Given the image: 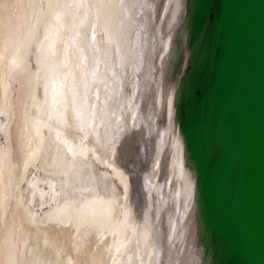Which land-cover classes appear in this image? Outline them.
<instances>
[{"label":"bare ground","instance_id":"1","mask_svg":"<svg viewBox=\"0 0 264 264\" xmlns=\"http://www.w3.org/2000/svg\"><path fill=\"white\" fill-rule=\"evenodd\" d=\"M187 4L0 0V264H203L174 104ZM112 134L118 195L94 170Z\"/></svg>","mask_w":264,"mask_h":264},{"label":"water","instance_id":"2","mask_svg":"<svg viewBox=\"0 0 264 264\" xmlns=\"http://www.w3.org/2000/svg\"><path fill=\"white\" fill-rule=\"evenodd\" d=\"M186 15L175 119L203 264H264V0H189Z\"/></svg>","mask_w":264,"mask_h":264},{"label":"rangeland","instance_id":"3","mask_svg":"<svg viewBox=\"0 0 264 264\" xmlns=\"http://www.w3.org/2000/svg\"><path fill=\"white\" fill-rule=\"evenodd\" d=\"M124 112H125V110H124ZM124 112H121V115L122 114H124ZM122 119H123V117H121L120 118V122L122 121ZM118 129V125H117V128H116V130ZM93 130H94V128H93ZM98 131V130H97ZM96 132V131H95ZM96 133H98L99 134V132H96ZM90 138H88L87 139V145L88 146H86V147H88L89 148V150L87 151V155H85V159L87 158L86 156H92L95 152H97V153H99V150H97V149H92L91 148V146H92V144L93 143H91L90 141L91 140H89ZM112 140V141H111ZM81 146L83 145V144H80ZM107 146H108V149H107V152H106V156H104L103 157V163H99V162H97V161H95V163H96V165H95V171L97 172V173H102L103 171L104 172H106L107 174H106V177H107V179H110L111 178V180H113L114 181V188H115V193H116V195H118V194H120V190H121V184H120V182L118 181V179L116 178V176L113 174L114 172V169L115 168H117V169H120V170H122L123 172H124V174L126 175V177L128 176V177H130L129 176V174L124 170V167L123 166H120L119 165V163L117 162V160H116V154L118 155V151L116 150V148H117V142H116V137L114 136V134H112V136H111V138H110V140H108V142H107ZM119 156V155H118ZM120 158V157H119ZM36 165H37V167H38V169H35L34 170V168H30L29 169V171L30 172H34V174H37V173H39V171L40 170H42V169H40L41 167H42V165L40 164V162L38 161V162H36ZM41 172V171H40ZM23 187H24V184L23 183H21V188H22V190H23ZM130 188H129V192L127 193V199L125 200V202L123 201V200H121V202L122 203H124L125 204V209H129V210H132L133 211V213L135 214V216H136V211H135V200H136V198H135V196H137V194L135 193V196L132 194L131 195V197H130ZM118 192V193H117ZM137 201H138V199H137ZM32 208L35 210V211H37V212H39V210H38V207L37 206H32ZM139 221H142L143 222V220L142 219H139Z\"/></svg>","mask_w":264,"mask_h":264}]
</instances>
